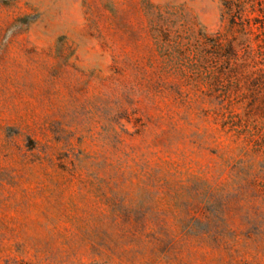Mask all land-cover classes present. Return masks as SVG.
Wrapping results in <instances>:
<instances>
[{"label":"rangeland","instance_id":"1","mask_svg":"<svg viewBox=\"0 0 264 264\" xmlns=\"http://www.w3.org/2000/svg\"><path fill=\"white\" fill-rule=\"evenodd\" d=\"M237 16L264 0H0V264H264L258 159L197 89Z\"/></svg>","mask_w":264,"mask_h":264},{"label":"trees","instance_id":"2","mask_svg":"<svg viewBox=\"0 0 264 264\" xmlns=\"http://www.w3.org/2000/svg\"><path fill=\"white\" fill-rule=\"evenodd\" d=\"M231 23L239 28L217 33L199 52V100L208 106L205 117L247 140L243 154L258 159L264 204V17L237 16Z\"/></svg>","mask_w":264,"mask_h":264}]
</instances>
